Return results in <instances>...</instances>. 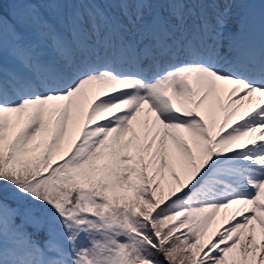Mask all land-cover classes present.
<instances>
[{"label": "snow or ice", "instance_id": "obj_1", "mask_svg": "<svg viewBox=\"0 0 264 264\" xmlns=\"http://www.w3.org/2000/svg\"><path fill=\"white\" fill-rule=\"evenodd\" d=\"M0 264H264V0H0Z\"/></svg>", "mask_w": 264, "mask_h": 264}]
</instances>
